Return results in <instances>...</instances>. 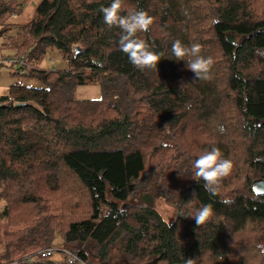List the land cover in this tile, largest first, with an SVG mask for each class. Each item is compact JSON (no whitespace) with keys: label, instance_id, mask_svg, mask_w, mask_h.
Returning a JSON list of instances; mask_svg holds the SVG:
<instances>
[{"label":"trees","instance_id":"16d2710c","mask_svg":"<svg viewBox=\"0 0 264 264\" xmlns=\"http://www.w3.org/2000/svg\"><path fill=\"white\" fill-rule=\"evenodd\" d=\"M111 3L41 0L10 35L15 11L0 0L1 55L25 56L32 69L18 72L45 86L0 95V264L56 234L91 264H264V195L252 187L264 182V0H123L121 15L153 17L137 37L161 59L144 70L104 23ZM175 40L202 45L211 80L176 60ZM49 49L67 66L39 73ZM85 78L98 98L70 96ZM212 147L233 163L216 195L193 168ZM161 192L173 220L155 209ZM205 204L214 214L198 227L187 216Z\"/></svg>","mask_w":264,"mask_h":264},{"label":"clouds","instance_id":"9594fccd","mask_svg":"<svg viewBox=\"0 0 264 264\" xmlns=\"http://www.w3.org/2000/svg\"><path fill=\"white\" fill-rule=\"evenodd\" d=\"M123 0H112V3L101 8L104 23L111 29L117 27L121 30L119 50L127 55L129 62L139 70L157 69L160 61L158 53L150 49L149 44L137 37L138 33L147 32L153 23V17L144 10L132 9L126 15H121ZM172 54L178 61H185L186 67L195 77V80L208 81L212 79L211 69L214 60L211 56L202 55V45L192 43L185 46L180 40L172 44ZM189 58V59H185ZM222 130V129H221ZM195 176L204 181V189L212 195L219 192L222 180L227 177L233 168L231 160L223 157L217 147L206 150L194 161ZM224 204L232 203L229 199L221 201ZM212 204H205L197 209L194 214H189L199 227L208 222L213 216ZM168 227L171 225L168 222ZM185 264H195L194 259H186Z\"/></svg>","mask_w":264,"mask_h":264},{"label":"rangeland","instance_id":"374dc122","mask_svg":"<svg viewBox=\"0 0 264 264\" xmlns=\"http://www.w3.org/2000/svg\"><path fill=\"white\" fill-rule=\"evenodd\" d=\"M6 2H12L14 8V13L9 17V21L12 23V26L9 30V34L13 35L22 30L23 25L29 22L35 13L36 7L41 2V0H4ZM2 39H0L1 46ZM6 54H12V51H7ZM2 56V57H3ZM4 58V57H3ZM6 62L1 63L0 61V95H4L8 92L9 85L12 83H18L24 86L33 87V88H44L43 82L37 77L23 75L18 72L19 65L12 62V60L5 59ZM38 71L46 72L49 70L63 69L67 66V62L62 59L61 54L56 49H49L41 57ZM33 71V70H32ZM87 75V73H86ZM101 89L99 84L92 80L91 78H85L84 83L76 84L70 91V96L76 99H96L100 96ZM186 124L193 125L194 121L186 120ZM164 148V147H161ZM152 158V162H153ZM153 164V163H151ZM154 198L155 209L161 214V216L166 220L170 221L175 218L174 209L169 206L163 197ZM52 248H64L61 238L56 234L53 241L50 245ZM51 260L56 262H63L64 256L61 253L54 252L51 257Z\"/></svg>","mask_w":264,"mask_h":264},{"label":"built area","instance_id":"2783aa9c","mask_svg":"<svg viewBox=\"0 0 264 264\" xmlns=\"http://www.w3.org/2000/svg\"><path fill=\"white\" fill-rule=\"evenodd\" d=\"M10 60L19 65L20 72H23L25 69H32L26 64L25 56H20L19 58ZM54 252L61 253L64 256V261L57 262V264H63L64 262L67 264H91L84 259L79 252H75L67 248L54 249L51 246L38 249L33 253L13 259L5 264H47V262L51 260Z\"/></svg>","mask_w":264,"mask_h":264},{"label":"water","instance_id":"95a60500","mask_svg":"<svg viewBox=\"0 0 264 264\" xmlns=\"http://www.w3.org/2000/svg\"><path fill=\"white\" fill-rule=\"evenodd\" d=\"M22 103H18L17 106H21ZM252 187L255 192H257L259 195H264V182L261 180H255L252 183ZM124 264H129L128 262H124ZM145 264H159L156 259H152L151 261L145 263Z\"/></svg>","mask_w":264,"mask_h":264},{"label":"crops","instance_id":"0c3cea01","mask_svg":"<svg viewBox=\"0 0 264 264\" xmlns=\"http://www.w3.org/2000/svg\"><path fill=\"white\" fill-rule=\"evenodd\" d=\"M0 61H1V63H2V61H3V62H6V61L4 60V58L2 57V55H1V52H0ZM10 85H12V83H11ZM10 85H9V86H10Z\"/></svg>","mask_w":264,"mask_h":264}]
</instances>
